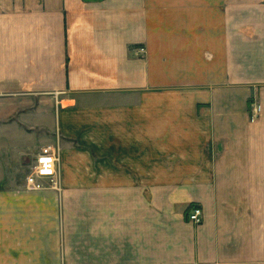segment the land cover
Masks as SVG:
<instances>
[{"label":"crops","instance_id":"crops-1","mask_svg":"<svg viewBox=\"0 0 264 264\" xmlns=\"http://www.w3.org/2000/svg\"><path fill=\"white\" fill-rule=\"evenodd\" d=\"M0 264H264V0H0Z\"/></svg>","mask_w":264,"mask_h":264},{"label":"built area","instance_id":"built-area-1","mask_svg":"<svg viewBox=\"0 0 264 264\" xmlns=\"http://www.w3.org/2000/svg\"><path fill=\"white\" fill-rule=\"evenodd\" d=\"M142 51V50H140ZM260 105L251 109L250 119L253 121L260 113ZM59 162V153L56 147L46 145L37 154L31 173L26 177V186L30 188H42V180L47 179L53 186L56 185V167ZM189 222L198 225L202 220V211L199 206L191 208L187 215Z\"/></svg>","mask_w":264,"mask_h":264}]
</instances>
